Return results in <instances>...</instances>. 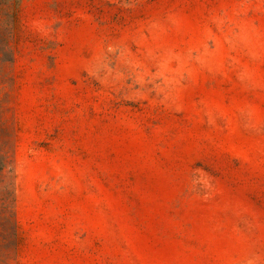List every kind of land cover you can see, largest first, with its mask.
Segmentation results:
<instances>
[{"label":"rangeland","instance_id":"obj_1","mask_svg":"<svg viewBox=\"0 0 264 264\" xmlns=\"http://www.w3.org/2000/svg\"><path fill=\"white\" fill-rule=\"evenodd\" d=\"M0 264H264V0H0Z\"/></svg>","mask_w":264,"mask_h":264}]
</instances>
